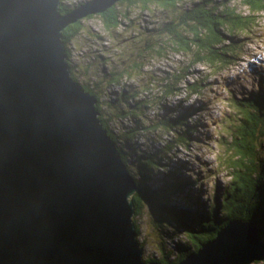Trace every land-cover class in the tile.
Masks as SVG:
<instances>
[{
    "label": "water",
    "instance_id": "95a60500",
    "mask_svg": "<svg viewBox=\"0 0 264 264\" xmlns=\"http://www.w3.org/2000/svg\"><path fill=\"white\" fill-rule=\"evenodd\" d=\"M0 0V264L146 262L138 183L98 99L72 75L63 32L124 0ZM260 226L228 223L177 264L264 261Z\"/></svg>",
    "mask_w": 264,
    "mask_h": 264
},
{
    "label": "trees",
    "instance_id": "16d2710c",
    "mask_svg": "<svg viewBox=\"0 0 264 264\" xmlns=\"http://www.w3.org/2000/svg\"><path fill=\"white\" fill-rule=\"evenodd\" d=\"M244 2L250 14L239 12L236 7L230 6L229 0H124L106 13L99 14L98 17L110 32L121 29L124 22H127L126 27H130L133 31L137 24H142V19L132 14L133 7L138 8L142 13L157 8L168 12L170 19L165 23L159 27H146L136 34L138 36L142 34L143 38V41H139L141 46L138 45L136 49L143 48L141 52L156 53L158 56H166L169 51L193 55L192 65L206 63L219 72L236 62L241 48L239 36L253 33L259 24V16L264 13V0H244ZM121 6L127 9L122 10ZM71 7L63 0L61 11L64 14L68 13L73 9ZM83 25V21H80L63 32L68 63L73 78L81 83L87 92L97 97L96 107L102 123L117 144L123 160L138 183V190L132 196V201L136 209L134 221L140 246L144 248L140 241L142 232L138 219L147 208L152 209L157 217L154 228L159 233L166 234L171 230L172 233L187 234V239L175 242L177 244L174 248L164 244L160 258L145 259V261L177 264L191 253L198 251L203 243L215 239L220 230L234 220L257 223L261 228L260 238L263 241L264 154L261 155L260 152L264 149V80L259 89L248 93L246 99L236 98L232 102L238 109L241 125L235 129L233 142L228 144L230 151L235 155L234 159L239 160L233 161L230 167L233 170V185L227 193H224L223 199L217 197V201L222 200L221 204L216 202L210 208L204 207L203 202L200 201L201 197H195L189 203L183 200L178 203L177 198L182 195L185 183L182 179L167 178L170 173H164L162 169L170 165L166 157L173 154L174 147L189 146L198 128V121L193 122V119H190L196 114L197 108L186 110L182 105H178L172 109L165 102L158 101L157 96L161 95L160 98L169 99L183 93L181 83L186 81L191 72H189L190 68L187 71L182 69V73L174 78H164V82L158 85L159 95L145 96L144 88H150L149 84L146 83L142 88L124 80L126 77L133 80L142 76L144 67V63L140 61V57L144 56L142 53L132 52V55L126 53L127 57H120L123 63L119 65L118 62H113L111 67L103 57L102 74L96 73V89L104 92V85L115 88L114 91H110L108 103L105 105L107 111L109 110V115L106 117L103 105L105 102H101L99 92L88 83L79 80L70 59L68 44L82 33ZM133 38L131 41L134 40ZM201 86L203 83H188L185 91L192 95L199 94L203 90ZM154 106H158L161 112L152 118L151 110ZM163 110L165 113H162ZM163 131L167 134L175 132L176 140L172 139L159 148H157V144L161 142L159 135L157 141L150 137L144 139L149 143L148 145L140 142L139 138L145 137L144 134H161ZM189 184L186 183L185 186ZM172 237L177 238L174 235Z\"/></svg>",
    "mask_w": 264,
    "mask_h": 264
},
{
    "label": "rangeland",
    "instance_id": "374dc122",
    "mask_svg": "<svg viewBox=\"0 0 264 264\" xmlns=\"http://www.w3.org/2000/svg\"><path fill=\"white\" fill-rule=\"evenodd\" d=\"M84 1L87 0H64L71 6H77ZM229 2L230 6L236 7L239 12L250 14L244 0H229ZM125 9L127 8L122 7V10ZM132 10V14L142 19V24H137L136 29H133L135 33L131 31L130 27H126L127 22L123 23L121 29L110 32L102 19L98 17L99 14L82 20L84 23L82 33L68 44L70 59L76 70L75 74L80 81L88 83L93 89H96V73L102 74L104 66L101 64V60L103 57L105 60L107 59L109 62L107 65L111 67L113 62H118L119 65L123 63L120 57H127L126 53L129 55H132V52L142 53L144 55L140 57V61L144 63L142 76L133 80L126 77L124 80L142 88L146 83L149 84L150 88H144V95L152 94L155 97L160 93L159 86L164 82V78H174L177 74L182 73V69L187 71L190 68L189 72H191L186 81L181 83V87L184 89L183 93L169 99L160 98L161 95L157 96L158 101L165 102L172 109L178 105H182L186 110L187 108H197L196 114L190 119H193V122L198 121V128L192 136L189 146L174 147L173 154L166 157L170 165L162 170L164 173H170L167 178L174 177L176 180L182 179L185 184L190 183L188 186L183 184L184 191H182V195H179L180 197L178 196V203L182 200L189 203L193 198L201 197L200 201L203 202L204 207L210 208L216 202L221 204L222 200L217 201V197L223 199L224 193H227L233 185V170L230 167H232L233 161L239 160L238 158L234 159L235 155L230 151L228 144L233 142L235 129L241 125V121L238 119V109L232 102L236 98L246 99L248 93L259 89L264 80V13L259 16V24L253 33H249L248 36H239L240 40L238 41L241 42V48H239V58L236 59V62L234 61L235 63L232 65L217 72L214 67L206 63L192 65L193 55L169 51L166 56H158L156 53L141 52L143 48L137 50L136 47L141 46L139 41H143V38L142 34L140 36L136 34L146 27H159L170 19V13L158 8L145 13L140 12L136 7H133ZM132 38L134 40L131 41ZM242 48L244 49L242 50ZM110 58L111 60H108ZM187 82L189 84L203 83L201 86L203 90L199 94L192 95L185 91ZM103 89L106 92L96 90L99 92L101 102H105L103 104L106 110L105 116L108 117L109 110L107 111L105 105L108 103L110 91H114L115 88L104 85ZM151 111L152 118L161 112L158 106H154ZM162 113H165L164 110ZM114 125L117 128V125ZM175 134V132L167 134L164 131L161 134L147 133L144 134L145 137L141 136L139 139L142 144L148 145L149 143L144 139L147 140L150 137L157 141L159 135V140H161L157 144V148H159L165 146V143L171 142L172 139L176 140ZM260 153L263 155L264 149H261ZM156 218L153 210L147 208L146 212L138 219L141 225L140 241L144 246V259L160 258L164 244L169 245V248H174L177 244L175 242L187 239V234L184 232H173V234L169 230L170 233H159L154 228ZM173 235L177 238L174 239ZM262 242L264 243V240ZM253 264H264V261Z\"/></svg>",
    "mask_w": 264,
    "mask_h": 264
},
{
    "label": "flooded vegetation",
    "instance_id": "af4514ba",
    "mask_svg": "<svg viewBox=\"0 0 264 264\" xmlns=\"http://www.w3.org/2000/svg\"><path fill=\"white\" fill-rule=\"evenodd\" d=\"M63 2V1H62ZM70 7H71V5H69ZM76 7V5H74V6H72L71 8H75Z\"/></svg>",
    "mask_w": 264,
    "mask_h": 264
},
{
    "label": "bare ground",
    "instance_id": "6f19581e",
    "mask_svg": "<svg viewBox=\"0 0 264 264\" xmlns=\"http://www.w3.org/2000/svg\"><path fill=\"white\" fill-rule=\"evenodd\" d=\"M132 175V174H131Z\"/></svg>",
    "mask_w": 264,
    "mask_h": 264
}]
</instances>
